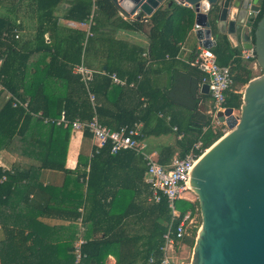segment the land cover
I'll use <instances>...</instances> for the list:
<instances>
[{
	"label": "trees",
	"instance_id": "1",
	"mask_svg": "<svg viewBox=\"0 0 264 264\" xmlns=\"http://www.w3.org/2000/svg\"><path fill=\"white\" fill-rule=\"evenodd\" d=\"M62 1L68 3L66 19L85 21L90 14L92 0H36L39 25L28 39L21 34V22L0 14V84L12 95L0 107V152L7 150L37 161L12 171L0 165V225L4 232L0 262L106 264L108 255L113 254L117 264H162L164 234L172 213L165 196L159 202L150 200L152 188L146 181L143 156L133 150L112 153L109 142L82 162L84 169L67 168L71 125L58 124L56 119L62 111L70 121L89 120L96 112L112 130L141 122V140L174 135L173 142L160 148L158 160L162 164L171 163L176 154L184 157L198 140L209 148L228 129L224 123L213 122L209 113L211 96L201 91L204 74L191 63L196 51L188 61L179 57L181 43L195 26V12L188 6L165 5L151 16L128 21L119 15L113 0H96L99 9L93 35L84 46V29L70 28L63 33L59 26L54 13ZM259 5V12L248 20L252 41L264 14V0ZM112 19L117 30H142L146 23L149 49L105 30L106 22ZM211 49L219 64H236L226 105L239 110L241 88L258 75L252 65L255 57H236L240 47L231 46L224 35ZM32 53L44 54L47 62L38 61L33 74H28ZM82 60L95 71L89 83L94 103L74 70ZM110 73L134 81L135 86L113 83ZM13 97L27 101V108L14 106ZM44 169L63 171V185H44L39 180ZM21 182L27 184L25 190L18 188ZM106 188L117 190L107 192ZM176 206L184 213L195 209L198 201L180 199ZM43 217L80 221L82 228L73 239L52 242L48 236L54 225L44 222ZM194 231V236L181 242L194 246L198 230ZM79 235L85 242L82 258L76 263Z\"/></svg>",
	"mask_w": 264,
	"mask_h": 264
},
{
	"label": "water",
	"instance_id": "2",
	"mask_svg": "<svg viewBox=\"0 0 264 264\" xmlns=\"http://www.w3.org/2000/svg\"><path fill=\"white\" fill-rule=\"evenodd\" d=\"M259 1L113 0L125 14L139 10L146 16L164 3L188 6L195 12L202 46H214L217 30L234 47L243 43L252 49L264 71V14L254 41L247 20L250 10L259 12ZM201 91L209 94V85ZM217 117L229 130L188 173L202 217L191 264H264V73L246 85L240 114L227 107Z\"/></svg>",
	"mask_w": 264,
	"mask_h": 264
},
{
	"label": "built area",
	"instance_id": "3",
	"mask_svg": "<svg viewBox=\"0 0 264 264\" xmlns=\"http://www.w3.org/2000/svg\"><path fill=\"white\" fill-rule=\"evenodd\" d=\"M98 9L99 7L96 0H92L91 11L87 19L77 23L71 22V24L76 27H85L86 34L84 46L88 38L93 35L92 27L95 24V17ZM254 14L255 13L250 10L247 20ZM199 28V25L195 24L194 30L197 31ZM16 37H19V32H17ZM239 47L240 53L237 54L236 57H241L244 60H250L255 57L252 49L246 48L243 43ZM2 63L3 58H0V68ZM191 63L198 66L204 74L201 86H203V84L209 85V94L211 96V108L209 113L212 116L213 122L220 123L217 113L219 111L224 112L228 107L226 105V91L233 83L232 68L236 64H219L215 52L211 48L204 46L196 51V56ZM74 70L81 75L82 81L88 89L90 99L92 103H94L95 95L90 90L89 83L92 81L95 71L86 66L83 60L75 66ZM109 76L115 84L128 85L131 87L135 86L134 81L129 82L126 78H121L116 73H110ZM11 96L12 95L9 93L8 97ZM13 104L14 106L22 105L26 108L28 106L27 101H21L16 97H13ZM56 121L58 124H64L65 126L71 125L73 133L88 130L95 142L93 154L99 152L100 149L110 142L112 153H118L121 150H133L144 157L147 166L146 181L152 188L150 200L159 202L161 197L165 196L172 213L171 224L164 234L165 244L163 247L164 256L162 264H177L178 258H174L177 244L184 238L194 236V229L199 230L200 227L198 221V206H195V209H187L182 213L177 208L176 201L180 199L191 202L197 201V196L192 192L191 188H189L191 186L187 184V181L188 178L191 177V175L188 174L191 168L208 149L204 147L203 141H196L191 150L184 157L176 155L173 157L171 163L162 164L159 162L157 155L146 151L147 145L145 141L139 138L142 135L143 128L141 122L135 123L130 128L123 126L117 130H112L101 122L96 112L89 120L76 118L70 121L67 119L65 111H62L61 116L56 119ZM174 129L176 130L177 128L174 127ZM179 137H181V135ZM84 242L81 236L75 241L74 252L76 254V263L80 262L82 258L81 246Z\"/></svg>",
	"mask_w": 264,
	"mask_h": 264
},
{
	"label": "crops",
	"instance_id": "4",
	"mask_svg": "<svg viewBox=\"0 0 264 264\" xmlns=\"http://www.w3.org/2000/svg\"><path fill=\"white\" fill-rule=\"evenodd\" d=\"M167 3L162 4L161 6H165ZM68 3L66 1H62L61 4L56 8L55 15L59 18V26L63 33L69 31L71 29L82 28L85 30L84 26H74L71 22H80L71 19H66L65 14L67 11ZM0 14L11 16L15 18L19 23L21 22L22 30L21 34L25 38H31L35 35L36 28L39 25V12L37 10L36 0H0ZM119 15L128 21H133L135 19L146 17V14L140 15V11L137 10L134 13L125 14L119 9ZM148 17V16H147ZM113 20H109L105 24V30H110L114 33L116 38L128 40L132 43H136L141 45L142 47L149 49L150 40L148 37V26L144 23L142 30H131V29H115V25L113 26ZM196 24V23H195ZM115 29V31H114ZM223 34H219L217 30L214 31L213 40L217 42ZM225 36V35H224ZM231 46H234L231 42ZM200 47H202L200 37L194 28L190 31L185 41L181 43V49L179 53V57L183 61H188L190 57L194 54V51H197ZM42 62L45 64L47 62V58H44V54L32 53L27 62V73L33 74L35 66L37 63ZM42 64V65H43ZM254 72L258 74V68L253 67ZM0 107L4 102L8 99L9 92L5 89H2V85L0 84ZM229 130V128L227 127ZM227 130V131H228ZM226 131V132H227ZM146 143V151L152 154H159L161 146L166 143H170L174 141V135H164L160 137H149L145 140ZM95 149V142L91 135H85V132L77 131L72 132L69 145L68 152L66 158V167L70 169H84L82 162L89 161L91 156H93V152ZM177 155V154H176ZM175 155V156H176ZM144 158V157H143ZM145 160V159H144ZM37 163V161L28 156L20 155L18 153H13L7 150H2L0 152V165L4 167V169L14 170V168L19 167L25 169L29 167L31 164ZM138 167V164H137ZM142 166H140L141 168ZM88 172L89 166L86 167ZM122 168L118 169V176L122 179ZM65 173L61 170H53V169H44L39 174V180L44 185H54L61 186L65 180ZM125 177V175H124ZM111 182H114L112 178ZM18 188L21 190H25L26 183H19ZM115 188H106L107 192L116 191ZM44 222L54 225L49 233V239L52 242L62 241L67 239H73L77 232L82 228L80 221L78 223H69L67 221L57 219L54 217H43L41 218ZM138 230L139 226H135ZM132 229V227H131ZM4 236L3 229L0 225V238ZM80 237V235H79ZM78 237V238H79ZM77 238V239H78ZM1 264V262H0ZM106 264H117V259L115 255L110 254L106 259Z\"/></svg>",
	"mask_w": 264,
	"mask_h": 264
},
{
	"label": "rangeland",
	"instance_id": "5",
	"mask_svg": "<svg viewBox=\"0 0 264 264\" xmlns=\"http://www.w3.org/2000/svg\"><path fill=\"white\" fill-rule=\"evenodd\" d=\"M83 62H84V60H83ZM252 65L254 67H257L258 68V75L264 73V71L260 68V66L256 65L255 63L252 64ZM245 87L244 88H241L242 89V92H244ZM236 113L237 114H240V109L239 110H236ZM198 208H199V203H198ZM198 213H199V216H198L199 226H201L202 217H201L200 208H199V212ZM189 238H191V237H189ZM193 249H194V246H191L189 244H184L182 242H179L177 244V248L175 250V257H174L176 259L178 258L177 264H191V260H192V256H193Z\"/></svg>",
	"mask_w": 264,
	"mask_h": 264
}]
</instances>
